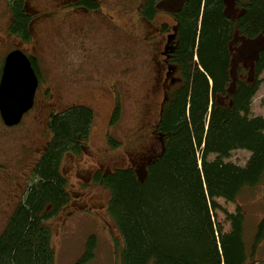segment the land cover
<instances>
[{
	"label": "trees",
	"instance_id": "obj_1",
	"mask_svg": "<svg viewBox=\"0 0 264 264\" xmlns=\"http://www.w3.org/2000/svg\"><path fill=\"white\" fill-rule=\"evenodd\" d=\"M27 1L7 0L12 16L8 30L25 43L31 39L33 17ZM170 1L142 0L138 9L146 20L163 11L177 19L170 61L178 79L157 124L163 152L143 177L132 167H121L97 170L91 181L108 192L107 214L123 244L119 264H258L264 215L249 247L238 199L244 191L264 186V117L252 116L251 110L262 84L264 41L250 55L244 42L235 40L264 39V0H235V15L227 11L226 0ZM80 2L95 12L103 10L96 0ZM163 2L173 10L160 6ZM239 48L253 58V68L238 65L234 81L232 59ZM114 113L113 123L119 119V111ZM94 119L86 105L51 112L47 144L0 233V264H55L46 222L70 201L61 165L66 153H82ZM236 150L250 153L244 166L226 161ZM218 199L235 203L237 211L227 212ZM219 211L230 221L231 232L219 228ZM93 246L90 241L75 264H86Z\"/></svg>",
	"mask_w": 264,
	"mask_h": 264
},
{
	"label": "rangeland",
	"instance_id": "obj_2",
	"mask_svg": "<svg viewBox=\"0 0 264 264\" xmlns=\"http://www.w3.org/2000/svg\"><path fill=\"white\" fill-rule=\"evenodd\" d=\"M80 1L28 0L26 8L33 17L31 39L25 43L8 30L12 16L7 0H0V71L6 54L19 48L36 57L43 79L34 108L18 127H5L0 118V163L5 165L0 167V233L47 144L51 112L86 105L95 113L88 142L80 155L66 153L61 165L70 201L46 224L52 231L55 264H75L90 241L94 242L93 257L86 264H119L123 244L107 214L109 195L91 177L97 170L106 173L121 167H132L144 176L148 163L161 152L164 139L158 135L157 124L171 84L160 53L176 21L164 11L151 20L142 18L138 10L142 0H99L103 10L98 12ZM226 2L229 13L235 14L233 0ZM87 11L95 13L90 16ZM89 20L94 21L92 28ZM100 22L105 31L98 30ZM164 22L169 26L162 33ZM140 45L146 50H135ZM148 51L149 57H144ZM91 61L100 65L99 71L91 67ZM260 78L251 110L252 116L264 117V72ZM114 106L119 111L115 123ZM249 158L248 151L236 150L226 161L244 166ZM218 202L227 212L237 211L235 203ZM238 204L245 211V241L250 247L264 215V186L244 191ZM217 224L223 232L232 231L221 211ZM256 259L264 264V241Z\"/></svg>",
	"mask_w": 264,
	"mask_h": 264
},
{
	"label": "water",
	"instance_id": "obj_3",
	"mask_svg": "<svg viewBox=\"0 0 264 264\" xmlns=\"http://www.w3.org/2000/svg\"><path fill=\"white\" fill-rule=\"evenodd\" d=\"M227 11L229 12V8H227ZM237 39L244 42V47L248 48V54L250 55H254L264 41L263 38L262 41H251L236 36L235 41ZM250 49L255 51L249 53ZM246 53V49L239 48L232 59L234 81L237 79L238 65L242 63L246 67L253 65V58L249 56L246 58ZM169 70H172V68L170 67ZM38 86L39 78L30 58L19 49L11 51L4 60L0 78V116L6 126H17L24 115L34 107Z\"/></svg>",
	"mask_w": 264,
	"mask_h": 264
},
{
	"label": "flooded vegetation",
	"instance_id": "obj_4",
	"mask_svg": "<svg viewBox=\"0 0 264 264\" xmlns=\"http://www.w3.org/2000/svg\"><path fill=\"white\" fill-rule=\"evenodd\" d=\"M77 1V0H76ZM172 1V2H171ZM170 1V3H173V2H176V1H178V0H171ZM71 3V2H70ZM168 3L167 2H163L160 6H162V7H164V8H167L168 10H173V9H171V7L170 6H168L167 5ZM178 3H174V6L175 5H177ZM141 11V10H140ZM168 15H170L171 17H172V19L173 20H175L176 21V24H177V19L175 18V16H174V14L172 13H168V12H166ZM161 14V13H160ZM160 14H158V15H160ZM157 15V16H158ZM140 16H141V14H140ZM142 17V16H141ZM89 23H90V26H91V28H92V26H93V23H94V21L93 20H89L88 21ZM176 24H175V26H174V28L172 27V32L173 33H170V34H167L166 36H165V38H166V41H165V44H164V47H163V50L161 51V53H160V55L164 58V61H163V63L165 64L164 66H166V71H165V77H166V79H167V73H168V67L169 66H173V68H174V70L172 71V74L170 75V77H168L169 79H170V81H171V79L172 78H174L175 77V75L177 74V67H174V64L170 61V58H171V56H172V52H173V46H174V44H175V42H176V38H177V34H175L173 37H171L170 35L172 34H174V30H176L177 29V26H176ZM83 25V24H82ZM81 25V26H82ZM81 26H79V27H81ZM168 23L167 22H164V23H161L160 24V31L163 33H165V30L168 28ZM74 28H78V27H74ZM98 28V27H97ZM105 26L104 25H102V24H100L99 25V28H98V30L100 31V30H104L105 31ZM87 31H88V28H87ZM87 31H86V33H87ZM81 32V30L79 31V32H77V33H80ZM101 32V31H100ZM77 33H75V34H77ZM95 34H96V32H95ZM104 35H109L107 32H104ZM84 36V35H83ZM91 37V36H90ZM171 38V39H170ZM141 42H143V41H141ZM169 42H170V44H169ZM139 43V42H138ZM135 44V43H134ZM136 45H139V44H136ZM141 47H139V48H135V50H137V49H144L145 48V50H146V46H143V45H140ZM149 54H150V51H148L145 55H143L144 57H149ZM116 55V54H115ZM148 62H149V66L151 65V62L148 60ZM113 65V62H111L109 65H107V66H105V68L104 69H109L111 66ZM92 66H96L97 67V69H98V71L100 70V65L99 64H97V63H95V62H93V61H91V67ZM146 70H148V69H146ZM149 72H150V70H148ZM151 73V72H150ZM177 76H178V74H177ZM156 80H157V78H156ZM171 83V82H170ZM172 88V87H171ZM115 109V110H114ZM114 109H113V112H115L116 111V109H117V107H115L114 106ZM3 166H5L4 165V161H2V163H0V167H3Z\"/></svg>",
	"mask_w": 264,
	"mask_h": 264
},
{
	"label": "bare ground",
	"instance_id": "obj_5",
	"mask_svg": "<svg viewBox=\"0 0 264 264\" xmlns=\"http://www.w3.org/2000/svg\"><path fill=\"white\" fill-rule=\"evenodd\" d=\"M250 68H252L253 67V65L252 66H249Z\"/></svg>",
	"mask_w": 264,
	"mask_h": 264
}]
</instances>
